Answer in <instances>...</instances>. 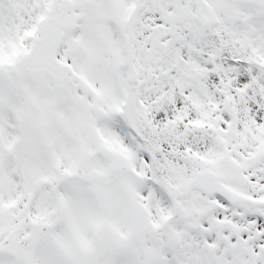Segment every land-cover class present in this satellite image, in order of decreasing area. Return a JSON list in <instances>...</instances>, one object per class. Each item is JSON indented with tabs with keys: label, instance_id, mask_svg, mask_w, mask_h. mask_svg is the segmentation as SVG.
Returning <instances> with one entry per match:
<instances>
[{
	"label": "snow or ice",
	"instance_id": "snow-or-ice-1",
	"mask_svg": "<svg viewBox=\"0 0 264 264\" xmlns=\"http://www.w3.org/2000/svg\"><path fill=\"white\" fill-rule=\"evenodd\" d=\"M0 264H264V0H0Z\"/></svg>",
	"mask_w": 264,
	"mask_h": 264
}]
</instances>
